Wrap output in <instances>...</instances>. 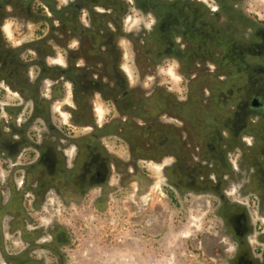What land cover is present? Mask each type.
I'll list each match as a JSON object with an SVG mask.
<instances>
[{
  "label": "rangeland",
  "instance_id": "rangeland-1",
  "mask_svg": "<svg viewBox=\"0 0 264 264\" xmlns=\"http://www.w3.org/2000/svg\"><path fill=\"white\" fill-rule=\"evenodd\" d=\"M218 1L217 17L203 24L214 25L219 33L234 36L236 41H248L251 51H241L246 71L230 70L233 60L229 51H213V58L203 59L192 70L180 69L170 51H147L155 65L141 69L135 58L136 48L151 45L152 15L137 8H132L122 22L124 35L116 38L122 51L116 53L121 54L125 78L145 92L155 90L161 99L166 93L180 99L187 92L203 95V100H194L196 108L188 110L193 118L201 105L209 106L205 98L215 99L216 93L225 103L218 112L208 114L215 118L216 113L228 109H236V114L220 116L200 150L195 155L187 152V164L189 159L192 163L183 171L174 167L173 155L138 154L129 164L130 152L123 139L103 138L105 142H99L105 143L108 152L122 162V169L108 166L111 171H107L103 182H91L86 185L89 192L82 191L73 199L61 197L46 185L48 182L38 187L24 170H13L12 175L0 168V187L5 191L0 195V264L5 263L7 254L20 264H264V117L259 120L254 111L243 110L253 97L264 100V24L260 22L264 20V0ZM70 2L0 0V86L9 83L11 103L20 102L14 94L16 88L35 87L41 80L44 93H49L48 89L57 85L53 82L61 73L55 67L66 64L65 43L77 45L76 39H65L68 33L61 36L62 31L57 30L59 21L65 20L64 31L70 30L68 18L80 12L81 26H91L95 33L104 27L97 25V20L89 22L87 8H67ZM124 10L121 8L119 15ZM105 11L104 15L113 12L110 8ZM93 12L95 19L98 11ZM84 54L76 59L80 65L100 61H86ZM201 86L202 93L198 90ZM44 99L42 118L32 126L37 135L50 137L48 129L55 131L68 123L79 139L84 125L72 121L61 101L52 106L53 99ZM153 100L154 97L150 101ZM67 101L72 103L71 98ZM19 105L23 110L18 112V118L30 124L37 116L31 114L30 95L23 97ZM92 105L99 123L108 118L111 112L107 101L95 97ZM58 111L62 115H57ZM166 118L171 117L161 113L157 118L162 130ZM177 118L168 120L179 122ZM19 122L18 119L16 124ZM190 124L188 121L192 127ZM243 131L247 132L245 136ZM44 140L42 147L48 153L44 165L49 171V150L56 153L57 142L51 137ZM78 144L80 162L88 164L91 174L95 167L88 159L93 158L81 141ZM253 144L255 149L251 148ZM67 157L70 163L71 156ZM9 174L10 183L3 182ZM77 179L83 181L79 175Z\"/></svg>",
  "mask_w": 264,
  "mask_h": 264
},
{
  "label": "flooded vegetation",
  "instance_id": "flooded-vegetation-1",
  "mask_svg": "<svg viewBox=\"0 0 264 264\" xmlns=\"http://www.w3.org/2000/svg\"><path fill=\"white\" fill-rule=\"evenodd\" d=\"M67 6V8L75 9L77 6L87 8L89 22L92 24L93 20H97L99 21L96 22L97 25L104 27H99V33H95L91 26H81L78 20L81 16L80 12L68 18L70 30L64 31L65 20L59 21L57 30L62 31L61 36L64 37L68 33L65 39L67 41L76 39L77 45L70 47V44L65 43L68 46L66 64L63 68L59 65L55 67L61 75L60 79L53 82L57 85L48 89L49 93H44L43 83L40 80L39 85L35 87L16 88L17 91H14V94L19 97L17 99H20V102L11 103L10 99L13 97L9 94V83H7L8 86H0V168L6 174L12 175L13 170H24L38 187L48 182L46 185L54 188L61 197L73 199L81 196L82 191L88 190L86 185L91 182H103L107 171H111L108 166L111 169L113 165L122 169V162L108 152L105 143L99 142L103 138L118 136L121 140L123 139L130 152L129 164L135 162L138 154L146 157L173 155L174 167L185 170L192 163V159H189V165L187 164V152L195 155L202 147L205 136L216 128L220 116L231 113L234 116L237 110L228 109L225 113H216L215 118L212 114H208L209 111L218 112L221 104L225 103V99L217 96L216 93L215 99L205 98L204 101H209V106L201 105V109L197 108L198 111L193 118L188 114V110L196 108L198 104H193L194 100L198 98L203 100V95L192 96L187 92L186 96L180 99L178 96L165 94L161 90V94H165L161 99L155 90L145 92L139 89L136 83L127 80L122 70L121 54L116 53V51H122L117 47L116 42L119 35H124L122 34V22L130 14L132 8L141 10L147 16L152 15V27L149 32L150 49L144 46L136 48L135 58L141 69L145 67L151 69V66L155 65V59L147 51H170V57L176 58L180 69L183 70L196 69V66L200 64L198 62H203V59L207 57L213 58V51H229L228 55L233 60L229 63L230 70L246 71L248 66L241 51H251L248 41L245 39L236 41L234 36L219 33L214 25L203 24V21L217 17L220 6L218 0H72ZM106 8H110L113 11L112 14L104 15ZM121 8L125 10L122 15H119ZM93 10L98 11V17L95 19ZM260 22L261 25L264 24V20ZM139 51L144 52L139 53ZM4 53L7 54L9 51ZM82 54L86 61L92 58L94 60L99 58L100 61L95 64L87 62V64L80 65L76 59ZM231 83L233 80L229 81V85ZM202 89L203 86L198 90L202 93ZM27 95H30L32 100L31 114L34 112L37 116L26 125L27 120L24 122L18 116L23 110L19 104L22 103L23 97L27 98ZM44 96L53 99L50 102L52 106L59 101L64 103L63 109L69 111L72 121L79 122L85 128L81 134H78L80 137L77 140L74 135L75 131L68 127V123L67 126L58 127L56 132L48 129L50 137L57 142L56 153L49 150V159H52L50 162L53 168L49 171L47 170L49 167L44 165L48 153L42 146L46 141L44 139L50 137L43 138L42 133L37 135L38 131L34 130L36 127H32L36 124L37 118H42ZM95 97L107 101L111 112L108 118L101 123L97 119L96 107L92 105ZM153 97L154 100L150 101ZM68 98H71L72 103L67 101ZM243 110L245 113L254 111L255 115L257 114L254 117L260 120L262 116L264 117V100L260 97H253L246 101ZM58 112L57 115H62L60 111ZM161 113L174 119L178 117L179 122H170L168 119L171 118H166L162 130V127L158 125L160 121L157 120ZM18 119L21 122L17 125ZM188 121L192 127L188 126ZM246 134V131L242 132L243 136ZM78 141L86 146L88 155L93 158V160L88 159V162L95 167L91 174L87 170L88 164L81 163L82 157H78L80 153ZM72 144L74 148H71ZM251 146L252 149L256 148L255 144ZM67 155L71 156L70 163H68ZM11 166L13 168L10 172ZM49 173L51 177L48 176ZM56 173L60 175L57 176ZM10 174L4 178L3 182L10 183V178H8ZM76 174L82 177V182L77 179ZM43 177L49 178L46 181L42 180ZM62 177L65 178L59 179ZM4 192V188L0 187L1 196ZM27 211L32 213L30 208H27ZM5 257L4 264H20L16 259L13 260L10 254Z\"/></svg>",
  "mask_w": 264,
  "mask_h": 264
}]
</instances>
